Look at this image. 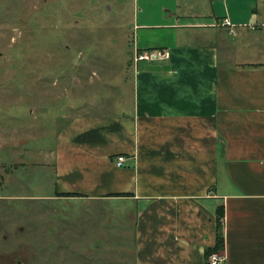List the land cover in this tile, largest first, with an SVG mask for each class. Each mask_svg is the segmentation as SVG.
I'll return each mask as SVG.
<instances>
[{"label":"crops","instance_id":"0c3cea01","mask_svg":"<svg viewBox=\"0 0 264 264\" xmlns=\"http://www.w3.org/2000/svg\"><path fill=\"white\" fill-rule=\"evenodd\" d=\"M162 3L137 13L130 108L59 133L54 198L131 232L134 264H208L222 205L224 264H264V0Z\"/></svg>","mask_w":264,"mask_h":264},{"label":"rangeland","instance_id":"374dc122","mask_svg":"<svg viewBox=\"0 0 264 264\" xmlns=\"http://www.w3.org/2000/svg\"><path fill=\"white\" fill-rule=\"evenodd\" d=\"M163 1L0 0V264L135 263L131 232L54 198L52 153L72 120L130 108L137 13Z\"/></svg>","mask_w":264,"mask_h":264},{"label":"built area","instance_id":"2783aa9c","mask_svg":"<svg viewBox=\"0 0 264 264\" xmlns=\"http://www.w3.org/2000/svg\"><path fill=\"white\" fill-rule=\"evenodd\" d=\"M221 26H224L226 28L230 29L231 33L236 32V26L233 25L228 18L224 19L222 23H220ZM252 30L255 29L254 25L249 26ZM163 53H152V52H137L135 55V61L142 62V61H149L153 60L156 57L164 56ZM126 163V158L124 156H120L117 160V166L122 167ZM208 264H224V256L220 253H213L209 256Z\"/></svg>","mask_w":264,"mask_h":264},{"label":"trees","instance_id":"16d2710c","mask_svg":"<svg viewBox=\"0 0 264 264\" xmlns=\"http://www.w3.org/2000/svg\"><path fill=\"white\" fill-rule=\"evenodd\" d=\"M224 207L221 205L217 210V246L214 249H208L207 250V257H209L213 252H218L222 249H224V236H223V220L225 217V211Z\"/></svg>","mask_w":264,"mask_h":264}]
</instances>
